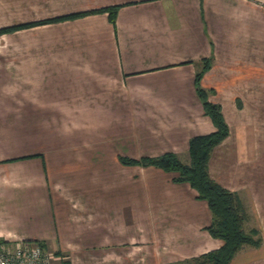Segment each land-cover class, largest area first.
Segmentation results:
<instances>
[{"label":"crops","instance_id":"0c3cea01","mask_svg":"<svg viewBox=\"0 0 264 264\" xmlns=\"http://www.w3.org/2000/svg\"><path fill=\"white\" fill-rule=\"evenodd\" d=\"M119 6L116 21L108 11ZM69 18L57 19L72 14ZM0 239L66 264H197L220 248L206 200L176 173L124 164L215 130L211 177L246 209L231 264H264V0H0Z\"/></svg>","mask_w":264,"mask_h":264},{"label":"trees","instance_id":"16d2710c","mask_svg":"<svg viewBox=\"0 0 264 264\" xmlns=\"http://www.w3.org/2000/svg\"><path fill=\"white\" fill-rule=\"evenodd\" d=\"M119 6H111L96 11H108L110 20L115 23ZM72 14L57 19L69 18ZM13 27L0 29L9 31ZM212 58H204L197 69L195 85L202 100L204 112L211 118L215 130L192 136L189 141V162H183L177 153L165 152L159 156H144L140 159L123 156L124 164L153 165L168 172L176 173L175 182L189 183L197 197L206 200L212 213V223L207 227L212 236L221 238L223 245L193 259L197 264H231L235 255L246 245L258 247L262 243L256 229L246 230L248 214L236 191H232L215 181L209 173V160L214 148L230 133L229 124L221 104L209 100V91L201 85L204 73L211 68ZM66 264V263H65Z\"/></svg>","mask_w":264,"mask_h":264},{"label":"built area","instance_id":"2783aa9c","mask_svg":"<svg viewBox=\"0 0 264 264\" xmlns=\"http://www.w3.org/2000/svg\"><path fill=\"white\" fill-rule=\"evenodd\" d=\"M62 258L41 242L21 240L13 243L0 239V264H65Z\"/></svg>","mask_w":264,"mask_h":264},{"label":"rangeland","instance_id":"374dc122","mask_svg":"<svg viewBox=\"0 0 264 264\" xmlns=\"http://www.w3.org/2000/svg\"><path fill=\"white\" fill-rule=\"evenodd\" d=\"M50 250V249H49ZM51 252H53V253H55V251H53V250H50ZM62 259H64V258H62ZM59 261H60V259H59Z\"/></svg>","mask_w":264,"mask_h":264}]
</instances>
